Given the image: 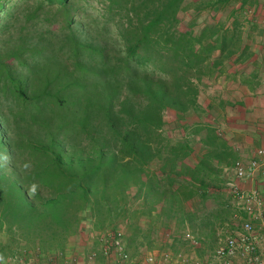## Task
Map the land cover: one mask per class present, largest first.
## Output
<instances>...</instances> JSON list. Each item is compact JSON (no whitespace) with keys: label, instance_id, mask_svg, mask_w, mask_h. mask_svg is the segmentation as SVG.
Returning <instances> with one entry per match:
<instances>
[{"label":"trees","instance_id":"obj_1","mask_svg":"<svg viewBox=\"0 0 264 264\" xmlns=\"http://www.w3.org/2000/svg\"><path fill=\"white\" fill-rule=\"evenodd\" d=\"M186 1L0 0V259L20 244L17 255L31 245L64 250L82 214L103 229L127 215L134 189L143 213L178 229L192 223L197 209L187 203L207 199L215 162L233 149L211 122L199 123L192 135L205 153L188 165L190 141L164 137V113L203 122L206 78L227 74L258 89L255 75H239L256 57L247 14L264 0H211L231 8L229 25L198 34L182 28Z\"/></svg>","mask_w":264,"mask_h":264},{"label":"rangeland","instance_id":"obj_2","mask_svg":"<svg viewBox=\"0 0 264 264\" xmlns=\"http://www.w3.org/2000/svg\"><path fill=\"white\" fill-rule=\"evenodd\" d=\"M210 1L211 0H187L181 13L182 28L192 25L193 30L198 34L206 26L217 24L218 22L229 25L231 8L208 7L207 4ZM198 6L201 8L198 9ZM99 9L100 5L94 2L91 3L90 12L92 14H97ZM249 19H252V22L256 25V29L250 33V35L246 33V37L256 57L241 69L245 72L244 79H242L241 74L239 78L241 80H246L247 77L255 75L254 84L259 88L260 85H264V2L258 10L247 14V20ZM245 25L249 26L248 23ZM226 77L227 74H222L219 78L217 77L216 80L206 78L200 85V103L202 108L205 109V113L199 116L203 122L194 114L183 117L172 110L165 111L164 113V137L174 145L186 138L190 141L194 153L186 160L188 165H196L197 161L200 160L205 153L200 138L192 135L193 126L199 123L204 124L211 122L217 129L221 138L228 139L229 146L233 149V154L228 156L227 163L220 164L215 162L218 172L208 176V181L211 186L209 187L207 199L205 201L201 199L198 201L193 200L187 203L186 206L188 209L190 207L193 210L197 209L196 214L193 216L192 223L188 222L184 224L185 226H183L182 229H178L175 220L166 221V216L158 218L157 216H152V214L143 213L146 207L139 198L134 196V194H136V189H134L133 195L129 199L127 215L117 218L114 222L105 224L103 229H97L94 222L89 219L88 216L84 219L83 216H85V214H82L83 222L80 231L68 238L64 250L47 253L31 245V250L27 252V254L20 255L21 251L19 255H17V249L24 245L20 244L16 247L14 245V247H8L6 249L5 252L7 257L0 259V264H12L9 262L11 257L18 258L17 262L14 264H22L20 260L25 264L30 261L35 264H77L73 261L74 259L77 258L82 262L90 250H96L100 247L97 241L99 236L113 229H120L124 232L127 246L131 247L132 252L129 249L128 251L132 255L160 252L166 249L173 252L176 260L174 264H184L181 260L185 256L198 257L205 261V264H212L213 262H210L207 258L215 249L217 241L216 239L213 240L212 233L208 230V226L206 225L207 223H202V220L208 215H213V220L217 221V223H221L220 228L224 227L220 230L222 234H227L235 228L232 222L236 211L232 204V197L225 185L231 176L227 175L225 170L238 159L249 161L255 149L264 147L261 143L255 144V142L246 143L240 141V139L244 140L242 139L244 137H238L236 131H239L241 126L246 127L247 124L244 122L237 123L236 121L238 117L242 116L243 112L245 114V111L243 108L236 107L237 105L230 101V97L235 98L236 96H241V94L249 96L248 92L251 93L252 91L249 89L248 85L241 84L242 86H239L237 83H233V81H235L234 78L226 79ZM225 82L232 83L227 86L224 85ZM222 90L224 95H218V91L222 93ZM227 101L228 103L226 104ZM223 102H225L224 105ZM8 105H10V103L8 101L5 102V106ZM244 144L248 146L247 150ZM260 188H264V182L261 183ZM141 211L142 214H140ZM164 221L167 226L164 225ZM193 228L198 229L195 231L203 244L202 248L198 250L192 249L178 237L183 231H193ZM167 230H172L174 235V238L170 242H166L163 237V233ZM135 236H137V238ZM1 240L3 242L7 241L6 234H0V241ZM14 251L16 255L13 253V256L12 252Z\"/></svg>","mask_w":264,"mask_h":264},{"label":"built area","instance_id":"obj_3","mask_svg":"<svg viewBox=\"0 0 264 264\" xmlns=\"http://www.w3.org/2000/svg\"><path fill=\"white\" fill-rule=\"evenodd\" d=\"M225 172L231 176L225 185L236 211L232 222L235 228L227 234L218 233L217 245L207 259L212 264H264V188H260L264 182V147L258 148L249 161L236 160ZM163 237L170 242L174 238L172 230L165 231ZM178 237L194 250L203 246L199 236L190 230ZM97 241L98 249L90 250L82 262L77 258L73 261L77 264H174L176 261L173 252L166 249L130 254L120 229L107 231ZM17 260L11 257L9 262L14 264ZM181 262L205 264L193 256H185Z\"/></svg>","mask_w":264,"mask_h":264},{"label":"crops","instance_id":"obj_4","mask_svg":"<svg viewBox=\"0 0 264 264\" xmlns=\"http://www.w3.org/2000/svg\"><path fill=\"white\" fill-rule=\"evenodd\" d=\"M248 93L249 96L241 94V96H236L235 98L230 97V101L236 104V107L243 108L245 111V114L243 112L242 116L238 117L236 122H244L247 124V126H241V129L239 131H236V133L238 137H244L242 138L244 140L240 139V141H244L246 143L255 142V144L261 143L262 145H264V85H260L257 91ZM244 147L247 150L248 146L244 144ZM257 149L253 151L251 155L252 157L254 156ZM206 225L208 226V230L212 233L213 240L216 239L217 241L218 233H220V230L224 227L220 228L221 223H217V221H214L213 218L208 221ZM128 249L132 252L131 247L128 246Z\"/></svg>","mask_w":264,"mask_h":264}]
</instances>
